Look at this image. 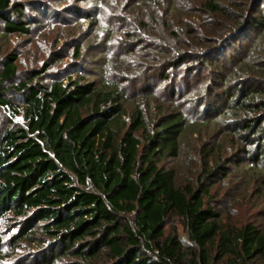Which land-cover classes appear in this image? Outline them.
I'll return each instance as SVG.
<instances>
[{
    "label": "trees",
    "instance_id": "16d2710c",
    "mask_svg": "<svg viewBox=\"0 0 264 264\" xmlns=\"http://www.w3.org/2000/svg\"><path fill=\"white\" fill-rule=\"evenodd\" d=\"M99 1L68 13L87 19L91 29L101 27L106 42L94 44L90 31L68 36L49 61L25 71L15 51L0 61V108L24 118H11L0 131V221L12 232L8 245L28 250L18 262L264 264V224L256 222L264 209L252 221L233 223L213 192L240 180L246 187L236 195L264 200V0H202L196 22L184 19L193 8H182L181 0L120 1L142 12L151 6L148 17L123 20L139 46L156 45L159 78L169 79V69L184 64L190 73L191 59L209 73L191 113L174 99L180 93L174 88L158 115L139 103H150L151 85L129 109L124 76L109 77L105 68L121 60L109 45L114 26L96 17L106 5ZM31 9L60 16L40 1L0 0V34L31 35L38 22ZM70 48L75 60L93 59L63 67ZM93 65L104 69L101 78ZM193 124L212 125L213 139L198 149L195 178L181 182L168 161L180 156ZM225 142L234 149L227 157ZM172 215L182 219L189 244L176 230L168 232ZM6 255L0 232V264H18Z\"/></svg>",
    "mask_w": 264,
    "mask_h": 264
},
{
    "label": "rangeland",
    "instance_id": "374dc122",
    "mask_svg": "<svg viewBox=\"0 0 264 264\" xmlns=\"http://www.w3.org/2000/svg\"><path fill=\"white\" fill-rule=\"evenodd\" d=\"M23 1L32 2L34 0ZM35 1H40L41 4L45 3L47 7L58 11L57 13L60 16L55 17L53 14L49 15L40 13L38 10L31 9L30 13L38 17L37 26L34 27L32 34L29 36L12 35L10 37H3L0 34V61L7 52L15 51L19 55V69L20 71H25L31 68H39L45 61H49L48 58L51 53L59 48L60 45H63L68 36L74 35L75 38H81L84 36L88 37L89 34H87V31H90L93 32L92 36L96 38V42L95 40L92 41L94 44L98 43L99 45L104 41L106 42V32L101 29V27H95L94 25L91 29L87 19L83 20L68 13V9L75 5L84 10H89L94 7L95 2L99 3V0ZM120 1L121 0H104L103 3H106V5L101 6L102 14L96 17L100 18L105 26L111 24L116 30V40L110 42L109 45H111L113 56L115 58L118 56L122 63L118 60L119 65L116 68L114 67L117 64L113 63L112 67L109 65L105 69L106 71L108 69L109 77L113 80L117 79V77H115L117 75L116 73H120L124 76V80H122L123 86L130 93V96L132 95L131 100L127 104L128 108L132 109L135 102L139 99L140 95H142V89L147 85H151L153 87V97L150 103L147 104L144 103V101L139 100L141 106L149 111V113L152 115L162 113L163 109L160 110V106H166L164 109H168L167 103L172 99L174 88L176 91L180 92L179 94L176 93V98L174 99L180 103L186 112L189 111V113H191L190 111L194 108L195 102L198 100L197 98L205 93L209 79L208 71L203 69L196 61H193L194 59H191L187 62L188 67L190 66L189 62L194 67L190 73H188V69L184 64L183 66H180V68L169 69V79L159 78V63L155 58V56L158 55L155 51L156 45H152L151 47L139 46L138 42H135L133 37H129L126 34L132 28L131 23H127L123 20V17L125 16L129 18H134V16L143 18V15H147L148 17V13L152 11L151 6H146V8L143 9L144 12H142V10H138L136 7H133L134 10L128 8L126 3ZM201 1L202 0H181L179 2L182 8H193L191 14L188 12L189 14L186 13L187 15L185 14L183 16L185 20L192 22L198 21V14L196 13L199 11H196L201 7ZM195 9L197 10L195 11ZM158 10L161 11L162 8L159 7ZM59 11L63 13L60 14ZM201 13L203 12H200V14ZM179 18V15H175L172 20L173 23H177L175 21H179ZM87 39L88 38H86V43H88ZM89 39L92 40V38ZM129 42L133 44L135 43L132 50L129 48L127 49V44ZM84 49H86L87 52L93 51L92 47H89L88 44H85ZM234 49L235 46L233 44L230 45V51H233ZM69 51V58H66V60L63 61V67L66 66L65 64H69L73 61H77L79 65L81 63L82 65H85V61L88 62L93 59V56H86V59L83 61L75 60L74 56H72L73 48H70ZM91 67L93 70L92 74L97 75L98 79L103 76L104 69L102 67L96 65ZM82 71L84 72V66ZM73 73L75 74L76 72L73 71ZM186 81H188L189 86H186ZM139 92L140 95L137 94ZM133 94L137 95L136 99L133 97ZM11 118L15 123L24 122L21 113L14 115L7 108H0V131L9 125L12 120ZM213 130L214 127L212 125L205 126L204 124H193L187 130L184 138L183 150L180 156L168 161L170 166L176 168L178 178L181 182L192 181L195 178L199 167L198 149L204 142L211 143V139H213L211 135L214 133ZM223 150L225 157H227L230 156L234 149L232 148L231 143L225 142ZM239 181L240 180L222 182V184L214 187L213 192L220 203H224L225 205L224 208L226 209V212L224 218L227 221L241 224L252 221L255 215L258 214L257 211L261 208L264 209V200H259L258 196L254 194H251L247 199L236 195V193L239 192V189L246 187ZM256 222H262L264 224V213L258 220H256ZM6 226L7 225L3 220L0 221V232L3 236V249L7 254L5 260L20 264L18 261L21 258L26 259L28 257V250L26 249L25 252L23 247L19 246L12 249L10 245H8L12 232L9 233ZM167 229L168 232L176 230L185 244H189L183 221L180 217L172 215L169 218Z\"/></svg>",
    "mask_w": 264,
    "mask_h": 264
}]
</instances>
